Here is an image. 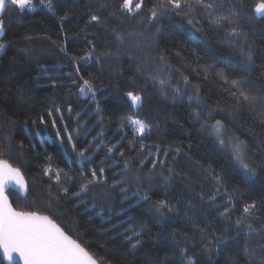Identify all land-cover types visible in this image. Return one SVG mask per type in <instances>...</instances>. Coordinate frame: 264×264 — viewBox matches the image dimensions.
Segmentation results:
<instances>
[{"label":"trees","instance_id":"16d2710c","mask_svg":"<svg viewBox=\"0 0 264 264\" xmlns=\"http://www.w3.org/2000/svg\"><path fill=\"white\" fill-rule=\"evenodd\" d=\"M256 2L203 0L192 9L182 5L173 10L166 0H143V8L131 13L120 8L123 0H52L51 10L33 0L31 11L6 5L0 17L4 20L0 44L5 45L0 52V159L20 169L28 189L24 195L9 191L13 208L49 216L98 264H155L165 256L171 258L170 264H180L181 250L195 264H248L243 235L226 239L217 254L215 243L211 251L206 249L208 241L194 224L208 225L209 239H214L211 234L220 236L241 216L245 203L256 201V214L264 216V118L260 115L264 102L252 107L238 104L231 95L236 91L231 80L240 79L245 91L264 97V18L253 16ZM154 7L157 16L149 19ZM92 15L100 16L102 23L90 24ZM60 16L65 19L61 21ZM233 28L237 33L230 35ZM117 35L123 39L117 40ZM93 47L90 59H80ZM44 69L47 75H41ZM51 75H58L57 82L63 80L64 86L53 89ZM153 75L168 81L163 90ZM81 76L97 90L95 101L91 95H79ZM176 88L179 94L173 91ZM128 91L143 97L141 106H131L125 96ZM49 111L58 120L59 138ZM61 115L63 122H59ZM130 115L144 120L150 131L136 136L126 120L122 123ZM41 116L49 120L47 127L40 124ZM217 120L222 122V138L212 130ZM65 126L68 132L63 131ZM226 137L243 142V160L255 176L246 173L226 144L219 142ZM141 143L149 146L141 154L148 157L142 168L141 156H136ZM111 145L116 148L108 155ZM80 151L84 157L78 155ZM121 151L125 157L119 156ZM128 156L136 160L120 185L130 189L123 200L119 188L110 186L121 179L112 174L124 167ZM157 158L166 163L157 165L155 178L145 183ZM101 167L105 182L90 185L79 198L73 196L91 179L92 171L99 175ZM45 168L51 169L48 175ZM169 168L175 173L165 185L160 173L167 175ZM55 169H63L60 182ZM215 175L222 177L215 204L228 206L231 199L235 205L227 219L219 216L223 207L213 209L200 199L201 192L207 200L216 191ZM137 184L141 195L149 196L148 202L132 195ZM159 200L173 210L157 213L153 205ZM117 221L122 226L113 229ZM260 223L264 220L255 226ZM129 224L143 233L144 244L137 249L122 243V235L116 238ZM224 235L236 237L237 233L229 227ZM0 264H5L1 257Z\"/></svg>","mask_w":264,"mask_h":264},{"label":"snow or ice","instance_id":"6c2138e0","mask_svg":"<svg viewBox=\"0 0 264 264\" xmlns=\"http://www.w3.org/2000/svg\"><path fill=\"white\" fill-rule=\"evenodd\" d=\"M167 4L172 7L173 10H178L183 5L185 8L192 9L195 4H203V0H166ZM134 0H123V3L120 5L122 10H127V12L131 13L135 10H140L143 8V0H139L136 2L133 8ZM40 4L46 6L50 10L52 9V0H40ZM6 5H13L17 9L23 11L25 9L31 11L34 7L33 0H0V13L6 10ZM163 7V4L160 5ZM103 7V5H101ZM209 11L212 9V5H206ZM256 16L260 18H264V0H257L253 8ZM179 14V13H178ZM67 15V13L65 14ZM157 16L156 8H152L150 10L149 19H154ZM59 19L63 21L65 16H60ZM221 19H224L223 17ZM91 23H102L101 17L98 15H92L90 20ZM191 22V21H190ZM228 23H232V21H228ZM4 30V20L0 18V32ZM237 33V29L233 28L229 33L230 35H235ZM28 38V37H26ZM117 40H122L123 37L121 35L116 36ZM5 48L4 44H0V52H2ZM62 51H66L65 49H61ZM95 51L93 47L90 49L85 56L80 57V59H90ZM247 59L251 62V55H247ZM97 62H99V58L97 57ZM59 67V66H57ZM80 69H76V74L79 75ZM41 75H47V69H44ZM64 76H71V73H64ZM158 83V86L161 90L164 89V86L168 83V81L164 79H157L156 76L151 77ZM223 78V77H222ZM49 79L52 81L51 87L53 89L57 87H63V80H59L58 75H51ZM80 79L83 81L79 84L78 93L80 96L91 95L93 100L95 101V97L97 95V90L93 88V85L90 80L84 79L82 76ZM185 84L188 83V78L184 77ZM225 83H228L227 79H224ZM243 81L240 79L231 80V87L236 89V91H232L231 95L236 99L237 103L241 102L249 105L256 106L258 103L264 102V97H257L250 92L245 91L242 87ZM77 80L72 79V85H76ZM198 88V86H197ZM174 92L179 94L180 89H173ZM125 96L131 101V106L133 108H137L141 106L143 102V97L139 94H136L133 91H128L125 93ZM97 110H100L99 102H97ZM55 111H59V109H55ZM68 111H72V107L69 104ZM79 115V113L77 114ZM199 113H195L196 119H199ZM261 117L264 118V112H262ZM47 116L50 119L51 127L56 129V136L59 138L61 136V129L58 127V120L54 116V111H49ZM64 117L61 115L59 117V122H63ZM126 120L134 129L135 135L143 137L147 131H150L149 125L142 119L136 118L134 116H127L122 118V123ZM40 124L48 126L49 120H46L45 117H40ZM35 123V122H34ZM222 122L217 120L213 125V130L216 135L219 137L221 134ZM64 132H68L67 127L63 129ZM73 131L78 130L74 129ZM100 135V134H98ZM135 139V137H134ZM73 136L69 133L67 135L68 143H72ZM63 140L61 143L63 144ZM221 144H224V140L219 141ZM91 143V142H90ZM131 143V142H130ZM243 142H240L242 144ZM240 144H237L233 149V157L236 159L240 166L244 169L246 173L255 176V170L251 168L247 163L244 162L243 157L241 156ZM103 145V141L101 144H97L96 148L100 149ZM149 147L143 143L140 144V149L136 152V156H141L144 152L145 148ZM116 145H111L107 147L108 155H111L114 152ZM73 150H75V145H73ZM159 147L157 146V152H159ZM180 152V149H177V153ZM79 156L84 157L85 152L80 151L78 153ZM152 153L149 151V156ZM168 155L167 150H165V156ZM120 157H125V153L121 151L119 153ZM91 159V157H88ZM147 156H141L139 160L140 167L144 166L145 160H147ZM136 157L128 156L124 159V167L120 168L118 172L113 173V178L116 176H120V180H116L112 188H119L121 197L123 200H127V193L130 190L128 187H120L122 183L126 182L128 172L131 168L133 162H135ZM166 161L160 159L152 160V167L148 170V174H146L145 183L151 182L156 175V167L157 165H163ZM118 167V164L114 165ZM50 168H45V175L49 174ZM211 170V165L207 171ZM63 169H55V179L57 182H60L61 173ZM104 167L99 169V175H97L96 171L91 172V179L87 180V183H82L80 185L79 191L73 193L72 195L79 198L82 193H86L89 191L90 185H102L104 181ZM139 172V169H138ZM175 173V169L169 168L168 174L164 175L160 173L161 179L164 181L165 185L169 184L173 179V174ZM67 176V173H64ZM83 175V172L81 173ZM71 179V177H68ZM136 180L140 181L141 177L139 174L136 176ZM214 180L216 183V191L208 197L207 200H204V193H200V199L205 203H209L210 206L215 209L218 207H223V211L219 212V216L227 219L230 217L233 211H235V205L231 199L227 201L228 206H224L222 202L221 205L215 204V200L217 195L219 194V186L222 183V177L219 175L214 176ZM18 189L21 193L27 192V185L24 181V177L21 174L19 168L12 167L6 160L0 159V249L3 250L4 256L9 261H14L17 257L22 264H98V261L86 250L84 246L74 240L71 236H69L54 220H52L49 216L38 214L35 211H23L16 210L12 207V204L9 200V191L12 188ZM51 187V186H49ZM65 195H67L68 190H63ZM134 197H139L140 201L148 202L149 196L145 193L141 195V188L139 184H137V191L132 193ZM139 202V201H138ZM155 211L160 215H163V209L168 208V211L171 212L173 210L172 206H169L165 200L156 201L153 205ZM189 207H193V205H189ZM257 203L256 201H252L251 203H245L243 205V213L239 218L235 220L234 223L230 224L229 227L236 231V237H226L224 234L228 233L229 227H225L220 236H215L214 233L211 235L214 239H209L208 225L204 227H200V225L194 224V227L197 228L201 234L203 240H207L208 243L205 245L208 251H211V245L215 243L217 254L220 251L222 245L226 243V239H237L241 235L244 236V248L243 251L245 255L248 257V264H264V223H260L259 227H256L255 224L258 221L264 220V216L257 215ZM97 216H100L101 219L104 217L101 213H96ZM117 226H122L121 221H117L116 225H113V229ZM123 236L122 243H126L129 245L131 249H137L144 244L143 233L137 232L134 230V227L129 224L128 228L124 229L123 233H117L116 238L119 236ZM175 238V234H173ZM259 237L256 240V243H252L254 239ZM167 243V242H166ZM170 257H161L159 258L155 264H170ZM180 264H195V260L192 256H188L186 252L181 250L180 252Z\"/></svg>","mask_w":264,"mask_h":264},{"label":"water","instance_id":"95a60500","mask_svg":"<svg viewBox=\"0 0 264 264\" xmlns=\"http://www.w3.org/2000/svg\"><path fill=\"white\" fill-rule=\"evenodd\" d=\"M3 13V12H2ZM2 13H0V17H1V15H2ZM252 14H253V16L256 18V19H261L260 17H258V16H256V14L254 13V11L252 10ZM1 37H2V32H0V39H1ZM25 181V180H24ZM26 183V182H25ZM10 191H12V192H15V193H17V194H21V195H24L25 193H21V192H19V190L18 189H15L14 187L10 190ZM13 207V206H12ZM0 257H1V259H2V261L5 263V264H22V262H20L19 260H18V257L14 260V261H9L5 256H4V254H3V250L2 249H0Z\"/></svg>","mask_w":264,"mask_h":264},{"label":"rangeland","instance_id":"374dc122","mask_svg":"<svg viewBox=\"0 0 264 264\" xmlns=\"http://www.w3.org/2000/svg\"><path fill=\"white\" fill-rule=\"evenodd\" d=\"M213 128V127H212ZM213 130V129H212ZM213 133L216 135V133L214 132L213 130ZM217 136V135H216ZM224 136V131L221 129V134H220V138H222ZM218 137V136H217ZM225 144L227 146V148L231 151V153L233 154V149L234 147L239 144L236 140H234L233 138L231 137H226L225 139ZM240 149H241V156L243 155V148L242 146L240 145Z\"/></svg>","mask_w":264,"mask_h":264}]
</instances>
